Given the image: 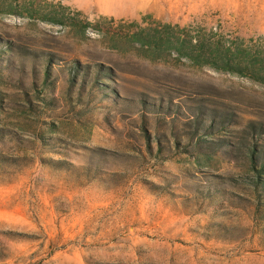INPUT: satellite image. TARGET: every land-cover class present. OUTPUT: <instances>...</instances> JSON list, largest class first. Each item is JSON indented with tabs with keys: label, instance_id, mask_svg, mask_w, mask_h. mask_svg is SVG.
<instances>
[{
	"label": "rangeland",
	"instance_id": "1",
	"mask_svg": "<svg viewBox=\"0 0 264 264\" xmlns=\"http://www.w3.org/2000/svg\"><path fill=\"white\" fill-rule=\"evenodd\" d=\"M150 4L0 0V264H264V0Z\"/></svg>",
	"mask_w": 264,
	"mask_h": 264
},
{
	"label": "trees",
	"instance_id": "2",
	"mask_svg": "<svg viewBox=\"0 0 264 264\" xmlns=\"http://www.w3.org/2000/svg\"><path fill=\"white\" fill-rule=\"evenodd\" d=\"M26 12L30 18H35V12L34 11L28 10ZM51 22H54V21L51 20ZM57 23L64 25L63 21H57ZM8 46L9 47H6V49H7L6 52H11V50H12L11 44L8 43ZM151 49L155 50L154 47H151ZM46 61H48V65H47L45 74H46V78H48L49 74H50V72H49V70H50V67H49L50 66V63H49L50 59H48ZM148 148L150 149V143H148ZM250 152H251L250 160H251V163L253 165L254 171H256V173H257V178H258V180L255 182V184L259 187L260 185H264V183H262V184L260 183V181H261L260 179L262 178L261 176H263L262 174L264 172V160L262 162H260V165H259L257 158H256V155H255L256 151L254 149H252Z\"/></svg>",
	"mask_w": 264,
	"mask_h": 264
},
{
	"label": "crops",
	"instance_id": "3",
	"mask_svg": "<svg viewBox=\"0 0 264 264\" xmlns=\"http://www.w3.org/2000/svg\"><path fill=\"white\" fill-rule=\"evenodd\" d=\"M134 3V4H138L137 6L139 8L141 7H149L151 4H150V0H131V3Z\"/></svg>",
	"mask_w": 264,
	"mask_h": 264
}]
</instances>
